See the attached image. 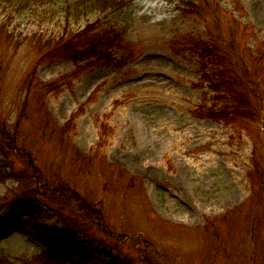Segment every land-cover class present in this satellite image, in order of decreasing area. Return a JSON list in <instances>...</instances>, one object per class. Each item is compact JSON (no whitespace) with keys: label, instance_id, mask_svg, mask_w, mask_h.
<instances>
[{"label":"rangeland","instance_id":"obj_1","mask_svg":"<svg viewBox=\"0 0 264 264\" xmlns=\"http://www.w3.org/2000/svg\"><path fill=\"white\" fill-rule=\"evenodd\" d=\"M172 1L129 0L121 11L93 12L73 24L74 31L92 27L79 43L97 44L95 53L113 40L107 63L53 48L62 31L60 0L19 11L14 0H0V121L34 153L42 185L64 184L104 214L105 237L95 227L79 233L49 264H105L119 252L134 264H264V187L251 197L249 177L255 160L264 163V0H214L224 24L231 16L246 26L238 40L257 83L249 102L260 113L241 133L197 112L221 110L240 88L223 84L215 93L202 81L197 56L180 41L206 40L209 30ZM257 49L261 56L252 53ZM32 72L37 81L59 80L60 91L28 93ZM213 72L207 69L210 79ZM74 114L66 134L53 132ZM103 123L110 136L96 153ZM44 124L51 128L42 131ZM83 161L87 171L79 173ZM129 176L136 177L131 190ZM16 185L0 180V199ZM1 204L0 259L37 264L47 237L31 225L60 226V217L37 196Z\"/></svg>","mask_w":264,"mask_h":264},{"label":"trees","instance_id":"obj_2","mask_svg":"<svg viewBox=\"0 0 264 264\" xmlns=\"http://www.w3.org/2000/svg\"><path fill=\"white\" fill-rule=\"evenodd\" d=\"M14 1L18 4L16 10L19 11L22 9L30 10V4L36 3L35 1L37 0ZM60 1L62 5L60 8L61 15L58 21L62 27V31L59 33V36L53 38V48L58 50V52L63 51L61 53L62 55L69 56L74 60H78L92 53L97 54L96 60L109 63L111 61V55H113L110 51V47L112 44H115L112 42V39H108L109 45L102 49L101 53L97 51L95 53L93 51L98 49L97 44L93 46L79 43L82 38L91 35L92 27L87 25L83 29H76V31H74L71 26L78 23L82 17L93 12L121 11L128 6L129 0ZM183 8L189 10L191 14L201 18L209 30V37L206 40L190 37V39L180 41L182 47L197 56L200 68L203 71L201 75L202 81L208 80L212 91L215 93L223 91L218 87L223 84L230 86L231 83H234L240 88V92L235 93L232 99L229 100V104L221 110L216 112L212 109L201 107L197 112L223 122L224 120L226 122L230 121L232 126L236 127L237 125L239 127L236 129L239 133L248 131L252 119H255L256 114L258 116L260 112H257L249 102L256 100L257 83L253 75L254 71L249 70L243 60L245 54L249 51H247L248 49L238 40V38L245 33L246 26H241V22L235 18H231V16H226L224 20L227 23L232 21V24H224L221 18L225 16V12L219 8L214 0H177L175 9L183 11ZM125 46H123V48ZM128 49L130 50V48ZM252 53L258 54L259 56L262 55L259 49L255 50V52L252 51ZM40 60H42V58ZM255 60L256 63L259 64L261 58H256ZM208 68H212V71L214 70L212 73L213 79H210L207 73ZM25 84L28 93L32 90H38L45 96L58 93L61 87V82L59 80L49 82L35 80L33 72L26 78ZM75 116L76 114L71 116L61 127L55 125L53 132L57 130L66 134ZM43 127L42 131L51 128L46 124H44ZM16 128L18 127H15V129ZM16 136V130L11 132L6 125L0 121V155L5 162L4 166H0V180H3L5 177H10L15 179L17 183L16 187L9 189L6 196L0 199V209L2 208L1 202H7L9 197L18 199L37 196L46 202L50 209L54 210L61 220L60 226L47 227L40 224L31 225V227L39 233L41 238L47 237V241L44 242L45 252L34 258L33 261L37 264H49L54 254L66 249L68 244L72 245L77 234L88 231L93 227H95L100 234L103 233V237H105L107 234L104 231L106 226L103 223V210L96 211L95 207L89 203L77 197H71L69 194L71 190L69 192L68 187H65L64 184H60L57 187L54 185H42V174L34 165V153L16 144ZM109 136L110 129L105 123L101 124L98 141L95 147L96 153L104 150ZM79 157H81V155H79ZM78 159L81 161V158ZM17 163H20L21 166H17ZM86 164L85 161L80 164L81 167H78L79 173L87 171V169H85ZM260 164L264 166V163H258L255 160L253 162L252 173L249 175L253 192L251 197L253 196V198L261 196L260 190L263 191L264 187V167ZM109 168L114 171L112 165H110ZM117 175L122 177L124 174L118 172ZM134 179H136L135 176H129V185L127 186L130 190L132 189ZM67 205L71 208L72 211L70 212L72 213L68 212L67 214L65 212L64 207ZM109 235H111V232L108 231V236ZM112 237L113 236H110L108 239ZM127 255L128 254L125 252H119L116 257L111 258L105 264H134ZM149 262L143 261L142 263L150 264ZM0 264L10 263L0 259Z\"/></svg>","mask_w":264,"mask_h":264}]
</instances>
